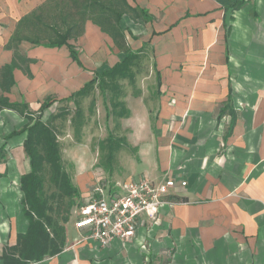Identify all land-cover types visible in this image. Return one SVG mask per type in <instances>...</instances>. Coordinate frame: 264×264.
Masks as SVG:
<instances>
[{"label": "crops", "instance_id": "obj_1", "mask_svg": "<svg viewBox=\"0 0 264 264\" xmlns=\"http://www.w3.org/2000/svg\"><path fill=\"white\" fill-rule=\"evenodd\" d=\"M48 1L0 0V67L12 60L13 53L5 46L18 22ZM232 1L126 0L129 6L147 11L152 18H173L171 25L181 18L178 25L184 23L183 26L189 29L195 24L205 23L201 27L205 30L214 21L222 26L224 7ZM253 2L256 12H263L264 15V0ZM184 15L187 17L184 18ZM122 18L129 19V16ZM153 23L154 20L144 24ZM69 44L77 51L80 65L72 61L66 46L48 49L21 42L18 45L19 53L33 63L28 66L29 75L19 69L13 71L15 85L4 96L11 103L23 102L31 112H37L46 99L58 101L69 97L90 81L94 72L110 68L120 59L112 40L90 21L85 23L82 36ZM212 55L208 62H213ZM155 67L159 72L157 65ZM253 71L258 72L254 81L257 86L255 93L235 98L227 72L222 74L226 77L220 80L210 75L207 64L204 69L198 66L186 68L183 78L172 86L174 92L185 96L173 106L168 104L169 100L166 102L165 95L162 97L161 118L167 120L171 117L177 121L173 125V133L167 135V130L162 129L161 136H157V160L148 157L146 164L151 159L156 166L144 167L148 169L139 177L132 178H145L155 183L164 179L186 182L183 188L177 184L166 198L158 214L159 223L162 221V224L169 226L177 238L192 239L207 254L206 261H210L208 255L218 245L231 242L244 248L243 254L233 256L236 264H264V238L261 235L256 237L257 231L264 230V61L262 63L260 59ZM229 91L235 121L228 134L230 116L226 114L219 118L218 114L227 101ZM176 116L179 118L176 119ZM1 117L13 122L17 119V115L8 110L2 111ZM180 118H183L182 122ZM2 122L1 119L0 132L8 131ZM22 142L18 143L16 151L21 162L25 157ZM22 164L23 173H26L27 163ZM4 169V163H1L0 174L5 173ZM20 175L14 177L13 181L19 182ZM143 218H140L139 229L151 222ZM16 234L18 232L14 234L13 243L1 247L0 256L6 246L14 244ZM76 236L75 232L73 237ZM89 245L100 249L94 243L83 242L80 246L85 249ZM218 260L224 263L221 258Z\"/></svg>", "mask_w": 264, "mask_h": 264}, {"label": "rangeland", "instance_id": "obj_2", "mask_svg": "<svg viewBox=\"0 0 264 264\" xmlns=\"http://www.w3.org/2000/svg\"><path fill=\"white\" fill-rule=\"evenodd\" d=\"M43 12L53 15L57 14L58 9L52 4L45 7ZM225 17V27L223 22L221 26L214 21L207 30L201 28L205 23L195 24L190 29L185 28L184 23L178 25L181 18L172 25L173 18H153L155 23L150 25L140 20L133 24L128 18H123L122 28L129 29L136 37V41L129 42V48L137 50L142 43L146 44L143 56L137 63L139 66L134 68V83L119 80L115 88L108 86L101 93L95 86L87 96L78 98L83 122L79 128L71 123L75 112L72 103L54 101L45 111L43 120L48 114L54 116L66 108L70 112L65 119L53 121L52 126L57 132L63 169L82 194V204L91 199L89 193L94 186L112 189L123 181L139 177L150 168L149 165L154 164L149 159L148 168L144 169L148 157L157 160V136H161L163 128L167 130V135L173 133L177 122L171 117L167 120L161 118L162 97L165 95L166 102L169 100L168 104L173 106L185 96L174 92L172 86L179 78H183L189 66L204 69L207 64L210 75L220 80L226 77L222 74L227 72L235 98L255 93L257 86L254 81L258 72L253 71V68L260 59L262 63L264 61L263 12L258 14L255 3L249 0L239 10L228 11ZM226 28L229 29L227 33ZM211 55L213 62H208ZM118 57L122 58V54H118ZM154 63L160 72V88ZM113 103L122 104L128 111L127 117H119L117 112L120 109L111 106ZM1 119L9 133L6 130L0 132V147L6 145L5 177L0 178V249L6 243H13L14 234L22 233L26 226L20 216L22 195L19 185H14L18 181L13 179L24 172L20 166L22 162V165L27 163L25 157L22 162L21 159L18 161L19 153H16L18 143L25 139V134L20 133L25 120L17 115L13 122L7 117L2 118L0 114ZM12 132L16 135L12 136ZM109 137L113 139L111 145L107 141ZM117 144L121 145L117 148ZM15 161L20 164L17 165ZM76 209L71 210L69 222L64 225L67 232L66 249L55 259H45L37 264H236L233 256L244 251L241 246L226 242L223 246L218 245L208 255L210 261H206L207 254L192 239L175 237L171 228L162 224V221L161 224L160 221H151L142 225L135 238L127 243L115 244L106 249L89 245L83 249L81 244L74 243ZM259 235L264 238V230L257 231L256 237ZM219 258L224 263H220Z\"/></svg>", "mask_w": 264, "mask_h": 264}, {"label": "trees", "instance_id": "obj_3", "mask_svg": "<svg viewBox=\"0 0 264 264\" xmlns=\"http://www.w3.org/2000/svg\"><path fill=\"white\" fill-rule=\"evenodd\" d=\"M63 1L50 0L38 7L29 17L22 18L18 22L16 30L5 46L6 50L12 51V60L9 64L0 67V114L8 110L25 120L20 133L25 134L22 150L28 166L27 172L20 175L18 182L22 195L20 213L26 222V229L23 233L16 234L13 245L3 249L0 256L1 264H37L63 253L66 245L64 225L69 222L71 210L76 209L83 201L79 189L63 169L57 132L52 126V122L56 119H65L70 113L69 110L63 109L61 113L54 116L48 114L43 120L45 111L55 100L48 98L37 112H31L27 104L11 103L4 96L15 85L13 71L19 69L29 75L28 66L33 63L19 53L18 45L21 42H27L48 49L66 46L72 61L80 65L77 51L69 42L76 41L82 36L87 21L96 25L101 33L112 40L114 48L122 54V58L112 67L94 72L93 78L80 90L65 99L58 100L75 106L71 123L79 128L83 122L78 98L87 96L95 86L101 93L103 88L108 86L115 88L119 80L134 83V68L139 66L137 63L143 56L146 44L142 43L137 50L129 48V42L136 41V37L129 29L122 28V17L127 15L134 23L139 20L143 23L153 21L147 11L129 6L126 0H66L64 4H61ZM52 4L58 9L57 14L46 15L43 12L44 8ZM245 4L246 0H233L231 4L224 7L222 18L224 27L226 13L230 10H239ZM228 31L229 29L226 28V33ZM155 66L154 63L153 68L159 87L160 78ZM227 97V101L219 110L218 117L221 118L226 114L230 116L229 134L235 121V114L230 91ZM111 106L120 109L117 112L119 117H127L128 111L122 104L113 103ZM11 135L16 134L12 132ZM107 139L111 145L113 139L111 137ZM120 145L117 144L116 147ZM5 146L3 144L0 147V164L4 163ZM4 175L5 173L0 174V177ZM64 204L66 205L60 210Z\"/></svg>", "mask_w": 264, "mask_h": 264}, {"label": "built area", "instance_id": "obj_4", "mask_svg": "<svg viewBox=\"0 0 264 264\" xmlns=\"http://www.w3.org/2000/svg\"><path fill=\"white\" fill-rule=\"evenodd\" d=\"M182 180L164 179L159 183L147 180H127L109 187L91 188V199L75 210V244L94 243L106 249L134 239L140 227V218L159 221L160 208Z\"/></svg>", "mask_w": 264, "mask_h": 264}]
</instances>
